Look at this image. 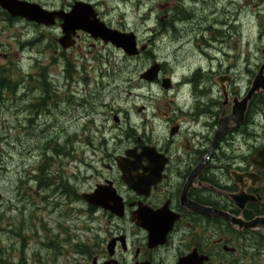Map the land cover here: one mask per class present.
Masks as SVG:
<instances>
[{
  "label": "rangeland",
  "instance_id": "obj_1",
  "mask_svg": "<svg viewBox=\"0 0 264 264\" xmlns=\"http://www.w3.org/2000/svg\"><path fill=\"white\" fill-rule=\"evenodd\" d=\"M22 1L49 11L70 3ZM92 1L104 21L135 32L140 46L150 44L148 52L134 59L114 47L92 46L86 38L65 52L55 29L24 19L11 24L0 9V78L5 79L0 80V264H85L77 249L92 241L94 232L88 230L111 229L114 223L102 211L86 212L83 202L58 187L69 180L81 192L95 185V172H87L84 163L94 151L101 158L117 153L122 138L116 117L138 125L153 103L164 102L161 110L167 111L164 104L175 95L140 79L154 62L165 70L161 81L165 76L179 81L201 65L230 70L238 81L235 89L246 92L264 61V0H180L201 15L194 26L177 22L187 31L183 37L164 32L166 12L159 7L165 0ZM68 61L78 67L65 74ZM47 93L48 107L38 108Z\"/></svg>",
  "mask_w": 264,
  "mask_h": 264
},
{
  "label": "flooded vegetation",
  "instance_id": "obj_2",
  "mask_svg": "<svg viewBox=\"0 0 264 264\" xmlns=\"http://www.w3.org/2000/svg\"><path fill=\"white\" fill-rule=\"evenodd\" d=\"M77 3L91 5L107 28L133 32L104 21L92 0H70L67 6L51 11L70 13ZM164 11V32H180L182 37L187 31L179 30L178 23L194 26L201 16L192 7L180 6V0H165ZM20 20L7 18L11 24ZM62 25L56 19L46 28L57 31V43L65 52L77 49L85 38L94 41L92 46L116 48L80 30L72 47L64 49L59 43ZM200 29L201 25L194 32ZM146 46L134 59L148 52L150 44ZM160 66L157 81L142 79L144 72L140 79L150 87L161 84L164 93L175 95L164 104L167 111L161 110L164 102L153 103L138 125L129 117L124 121L116 117L122 138L117 153L101 158L94 151L92 161L84 163L87 172H95V185L81 192L69 180L66 190L65 185L58 187L60 193L68 191L73 201L83 202L86 212L102 211L111 219L109 224L114 223L111 229H89L94 237L88 244L93 246L77 249L79 255L85 264H264V94L249 102L243 117L236 116L235 108L248 95L252 82L246 92L242 87L235 89L238 81L230 70L214 71L212 66L205 69L202 65L179 81L171 76L161 81L165 70ZM77 67L68 61L64 73L75 72ZM46 95L38 108L48 107L45 104L51 93ZM140 111L145 112V107ZM75 151L72 146L71 153ZM99 188L113 199L114 211L85 199Z\"/></svg>",
  "mask_w": 264,
  "mask_h": 264
},
{
  "label": "water",
  "instance_id": "obj_3",
  "mask_svg": "<svg viewBox=\"0 0 264 264\" xmlns=\"http://www.w3.org/2000/svg\"><path fill=\"white\" fill-rule=\"evenodd\" d=\"M0 7L5 10L13 18H24L28 21L39 25L53 26L56 19L63 21V37L59 43L64 49H69L73 45V38L80 30L91 34L95 39H102L106 44H112L118 49H122L129 57H137L147 49L144 45L141 48L138 46V40L134 33H122L116 30H111L102 24L97 19V14L94 8L89 4L77 3L70 13L64 11H48L40 5L22 0H0ZM264 56V49L262 50ZM161 66L155 63L147 72L142 75V79L148 82H155L159 79ZM164 83L166 89L169 85ZM264 93V62L260 67L252 87L247 97L241 105L235 108L236 116H244L249 102L255 95ZM104 188H99L95 194L85 196L93 205L102 207L106 210H113L111 207L113 199H110ZM252 226H255L252 224Z\"/></svg>",
  "mask_w": 264,
  "mask_h": 264
},
{
  "label": "trees",
  "instance_id": "obj_4",
  "mask_svg": "<svg viewBox=\"0 0 264 264\" xmlns=\"http://www.w3.org/2000/svg\"><path fill=\"white\" fill-rule=\"evenodd\" d=\"M3 75V74H2ZM4 76V75H3ZM0 80H5L4 78H0ZM4 87L2 84H0V88Z\"/></svg>",
  "mask_w": 264,
  "mask_h": 264
},
{
  "label": "bare ground",
  "instance_id": "obj_5",
  "mask_svg": "<svg viewBox=\"0 0 264 264\" xmlns=\"http://www.w3.org/2000/svg\"><path fill=\"white\" fill-rule=\"evenodd\" d=\"M102 231V230H101Z\"/></svg>",
  "mask_w": 264,
  "mask_h": 264
}]
</instances>
